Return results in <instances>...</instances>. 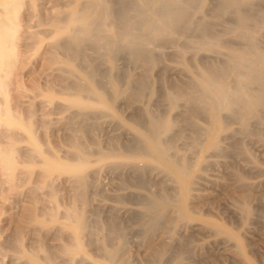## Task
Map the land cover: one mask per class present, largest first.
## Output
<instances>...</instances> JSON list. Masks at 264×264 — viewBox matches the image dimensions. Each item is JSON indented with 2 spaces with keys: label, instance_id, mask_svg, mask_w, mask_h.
I'll list each match as a JSON object with an SVG mask.
<instances>
[{
  "label": "bare ground",
  "instance_id": "bare-ground-1",
  "mask_svg": "<svg viewBox=\"0 0 264 264\" xmlns=\"http://www.w3.org/2000/svg\"><path fill=\"white\" fill-rule=\"evenodd\" d=\"M0 181L12 264H133L131 241L139 264H189L194 231L256 264L237 221L203 211L210 187L243 226L264 203V0H0Z\"/></svg>",
  "mask_w": 264,
  "mask_h": 264
},
{
  "label": "rangeland",
  "instance_id": "rangeland-1",
  "mask_svg": "<svg viewBox=\"0 0 264 264\" xmlns=\"http://www.w3.org/2000/svg\"><path fill=\"white\" fill-rule=\"evenodd\" d=\"M47 5H49V3H47ZM34 29L35 27H31V29ZM25 50V54L27 55V59H26V61L24 62V63H21L20 64V66H19V71H20V75L19 76H21V77H19V82H20V85H22V87L25 89V90H27V91H25L26 93L28 92L29 94H31V92L30 91H28V87H30L29 85H32V84H30L31 82H34V84H38V85H40V87L42 88L43 86H44V84H45V78H44V80L43 79H40V78H42V74L40 75L38 72H39V54H38V49L37 48H32V49H30V48H28V49H24ZM36 51V52H35ZM38 56V57H37ZM35 58H37L38 60H35ZM38 61V62H37ZM36 62H37V64H36ZM33 63H35V64H33ZM29 64V65H28ZM33 65H35V67L33 66ZM26 67H27V69L29 70H27L26 69ZM29 67H31L30 69H29ZM37 67V68H36ZM36 68V69H35ZM34 69V70H33ZM33 70V71H32ZM30 71H32V72H30ZM36 71V72H35ZM28 72H30V73H32L31 75H29V73ZM35 72V73H34ZM22 73H23V75H22ZM25 73V74H24ZM37 73H38V75H37ZM27 74V75H26ZM35 74V76H33ZM26 75V76H25ZM28 75H29V77H34L35 78V80L37 81V83H35L36 81L35 80H33V79H31L30 78V80H32L31 82H28L27 80H29V78H28ZM24 76V77H23ZM41 76V77H40ZM26 77V78H25ZM24 79V80H23ZM39 79L40 80H42V81H44V82H40L39 81ZM29 80V81H30ZM29 83V85L27 84V82ZM22 83V84H21ZM24 83H26L27 85H28V87H27V85H24ZM11 92V91H10ZM27 93V94H28ZM32 95V94H31ZM36 97H38V99L36 98ZM28 99H30V100H34V102L36 101V103L38 102V101H40V99L42 100V99H44L42 96H32V97H29L28 96ZM58 99V97H54L53 98V100H57ZM37 105V107H38V112H39V109L41 108L40 107V104L39 103H37L36 104ZM50 107H51V104H50ZM53 111V110H52ZM59 114L58 113H56V112H51L50 114H49V117H57ZM54 131V133H58L59 131L57 130V131H55V130H53ZM49 133V132H48ZM49 136L51 137V132L49 133ZM25 141H22V142H20L19 144H25L24 143ZM35 168L37 169L38 168V165H35ZM106 173V174H105ZM103 175H105L106 176V178L103 176ZM108 175H110V177L108 176ZM108 176V177H107ZM33 177H34V175H32V177H31V179H33ZM103 177H104V179H103ZM253 177V176H252ZM262 179L263 177H260V176H255L254 175V177H253V179H255V180H258V179ZM101 179H102V182H103V185H104V187H110V188H112V186L114 187V183H112V180L113 179H111V174L109 173V172H107V171H104V172H102V174H101ZM108 179H110V180H108ZM107 181H109L108 183H107ZM1 182V181H0ZM106 183H107V185H106ZM109 183H110V185H109ZM1 184V183H0ZM3 184L4 183H2V185H0V230H1V228H2V232L0 233V239H2V235L3 236H5V233L7 232V234L10 232L9 231V229H11L13 226L15 227V222L12 220V218H11V216L16 212V210L18 211V209H20V207L19 208H17L16 206L14 207V205H15V199H14V197H13V191L12 190H8L7 189V191H3V190H5L6 189V187L8 188V184L6 185V183L4 184V186L5 187H2L3 186ZM27 185V184H26ZM26 185H24V186H21V187H19V189H21V191H23L24 192V189H25V187H26ZM106 185V186H105ZM2 187V188H1ZM3 188H5V189H3ZM107 189V190H110L111 191V189ZM209 188V187H208ZM211 188V187H210ZM210 188H209V190L206 188L205 190H206V192L207 191H212V192H214V190H217V191H215L214 193L215 194H217L216 195V197L218 196L219 198H220V200H218V201H216V202H213V203H208V206H210V207H205L204 209H205V211H203V213H206L205 215H207V214H209V212H213L212 213V215L213 214H215V215H213V217H217L218 219H220V220H222V216H223V221L225 220V223H227L228 225H230L231 227L232 226H234V224L236 223V221H237V223H239V224H235V228L234 229H238V230H241L243 233H245V234H243V235H245L244 237V242H246L245 243V247H246V250L250 253H248L247 252V255L254 261V259H255V263L257 264V261H258V264H262L264 261H262V260H264V218H262L261 216H260V214L262 213V212H264V203L262 202H258V204H256V202L254 203V205H253V207H254V211L256 212L255 213V215L251 218V219H248V221H250L251 222V224H249L250 222H246V225L245 226H243L242 224H241V220H240V218H238V216L235 214H233L232 215V213H231V211H229L228 210V208H225V207H227V205L225 206V204H227V202L226 201H224V199H223V197H222V195H223V188H217V189H214V188H211V190H210ZM262 188V189H261ZM258 189H261V191L264 189V186L262 187V185L260 186V188H258ZM3 191V192H2ZM260 191V190H259ZM264 191V190H263ZM262 191V194H264V192ZM21 193L20 194V196L18 197V199H19V201H20V203H27V197L25 196V192L24 193ZM4 193V194H3ZM220 193H222V194H220ZM24 196V197H23ZM221 196V197H220ZM23 197V198H22ZM24 199L23 201H22V199ZM14 200V201H13ZM26 200V201H25ZM96 203H99L101 206H103V208H104V210H107L108 209V205L109 204H112L113 203V201L111 200V199H108V200H103V201H101V202H98V201H95ZM225 203V204H223V203ZM219 203V204H218ZM260 203H261V205H260ZM13 204V205H12ZM213 204V205H212ZM221 204V205H220ZM262 204H263V206H262ZM222 205H224V206H222ZM259 205H260V207H259ZM12 206V208H10ZM127 206H131V207H136V205L135 204H130V203H127L126 204V207ZM212 206V207H211ZM217 206V207H216ZM221 206V207H220ZM261 206L263 207L262 209H263V211H262V209H261ZM7 207H8V209H7ZM122 207H124L123 209H121L120 210V213L122 212L123 213V215L122 216H124V218L126 217L125 215H126V209H125V206H122ZM220 207V208H219ZM107 208V209H106ZM209 208V209H208ZM15 209V212L13 211ZM210 209H211V211H210ZM215 209V210H214ZM261 209V210H260ZM216 210H219L218 212L216 211ZM124 211V212H123ZM225 213H224V212ZM261 211V212H260ZM215 212V213H214ZM228 212H230L229 214H228ZM121 213V214H122ZM219 213H220V216H219ZM11 214V215H10ZM228 214V215H227ZM210 215H211V213H210ZM211 215V216H212ZM6 216H8V217H6ZM219 216V217H218ZM226 216V217H225ZM228 216V217H227ZM231 217V218H230ZM235 217H236V219H235ZM7 218V219H6ZM11 218V219H10ZM237 218L239 219V220H237ZM4 219V220H3ZM233 219V220H232ZM235 219V220H234ZM254 219H256V220H254ZM260 219L262 220V221H260ZM226 220H228V221H226ZM254 220V222L255 223H253L252 221ZM259 221V222H258ZM229 222V223H228ZM232 222H233V224H232ZM260 222H261V224H260ZM253 223V224H252ZM259 223V224H258ZM6 224V225H5ZM10 226H9V225ZM263 224V225H262ZM238 225V226H237ZM12 226V227H11ZM254 226H256V227H254ZM260 226V227H259ZM13 227V228H14ZM238 227V228H237ZM245 227V228H244ZM253 227V228H252ZM258 227V228H257ZM7 228V229H6ZM12 228V229H13ZM130 229V231H129V233H131V230L133 231V229L135 230V228H133V227H129ZM244 228V229H243ZM256 228V229H255ZM260 228L262 229V230H260ZM247 231H246V230ZM251 229H253V230H251ZM258 229V230H257ZM251 231V232H249V231ZM255 230H257V231H255ZM136 231V230H135ZM246 231V232H245ZM262 231V232H261ZM134 232V231H133ZM195 232V231H194ZM191 233L192 234V237H195L194 239H193V243L194 244H197V248H196V250L198 251V254H197V251H196V254L195 255H191L192 257H189L188 259V261H189V264H228L227 262H230L229 264H238L237 263V261L234 259V258H232V257H230L231 259H229V256H228V254H227V249L225 248L226 246H225V244H223V241L222 240H215V237L211 234L210 235V233H207V232H202V233H200V234H202V235H198L199 233L198 232H195V233ZM249 232V233H248ZM254 233V235H253V233ZM258 232V233H257ZM206 233V234H205ZM252 233V234H251ZM261 234V235H260ZM195 235V236H194ZM251 236V237H250ZM262 236V237H261ZM196 237L198 238V239H196ZM132 238V239H131ZM248 238V239H247ZM254 238V239H253ZM50 238H48V240L47 241H50V242H53L51 239L49 240ZM129 239H130V241L131 240H133V242H136V232H134L133 234H129ZM246 239V240H245ZM25 240H26V243L25 244H27V245H29V242H27V241H29L28 239H26V237L24 238V242H25ZM208 240H211V242H209ZM214 240V241H213ZM221 241V242H220ZM217 243V246H216V243ZM248 242V243H247ZM254 242V243H253ZM200 243H201V245H200ZM221 243V244H220ZM131 246H130V248H131V250L130 251H134L133 253L131 252V255L133 254V256H135V258L137 259V261L136 262H138L139 260L138 259H140V256H142L144 253V249H142V247H139V246H137V245H135L136 243H133L132 244V241H131ZM247 244V245H246ZM254 244V245H253ZM134 245V246H133ZM221 245V246H220ZM137 248H136V247ZM199 246V247H198ZM139 247V248H138ZM218 247H219V249H218ZM222 247V248H221ZM224 247V248H223ZM252 247H254V248H252ZM200 248H201V250H200ZM250 249V250H248V249ZM137 249V250H136ZM139 249V250H138ZM212 249V250H211ZM222 249H224V250H222ZM253 249H255L254 251H253ZM6 250H8L7 252H5V250H4V252H5V254L4 255H2L3 253H0V264H12V262H13V259H14V256L12 255V253L9 251V249H6ZM203 250V251H202ZM259 250V251H258ZM143 251V252H142ZM200 251H202V252H200ZM221 251V252H220ZM253 251V253H252V255H251V252ZM3 252V251H2ZM256 252V253H255ZM262 252V254H260ZM9 253L11 254V256L9 255ZM141 253H143V254H141ZM200 253H201V255H200ZM203 253V254H202ZM205 253H206V255H205ZM217 253H218V255H217ZM222 255H220V254ZM225 255V256H223V254ZM259 254V256L260 257H258V254ZM136 254V255H135ZM257 254V255H256ZM204 256V258H201V257H203ZM228 257H227V256ZM198 256V257H197ZM215 258H214V257ZM206 257H208V258H206ZM258 257V258H257ZM134 257H132V263L133 264H135L136 262L135 261H133V260H136ZM201 260V261H199V259ZM206 258V259H205ZM222 258H224V259H222ZM254 258V259H253ZM257 258V259H256ZM260 258V259H259ZM203 259V260H202ZM219 259V260H218ZM192 260V261H191ZM12 261V262H11ZM194 261V262H193ZM197 261V262H196ZM199 261V262H198ZM204 261V262H203ZM222 262V263H220V262ZM261 261V262H260ZM11 262V263H10ZM137 264H139V262L137 263Z\"/></svg>",
  "mask_w": 264,
  "mask_h": 264
}]
</instances>
